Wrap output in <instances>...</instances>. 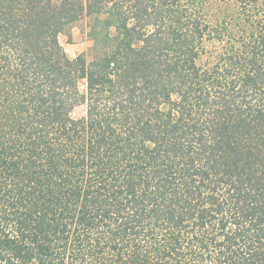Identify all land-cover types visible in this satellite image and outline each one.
<instances>
[{
    "label": "trees",
    "instance_id": "1",
    "mask_svg": "<svg viewBox=\"0 0 264 264\" xmlns=\"http://www.w3.org/2000/svg\"><path fill=\"white\" fill-rule=\"evenodd\" d=\"M0 264H264V0H0Z\"/></svg>",
    "mask_w": 264,
    "mask_h": 264
},
{
    "label": "rangeland",
    "instance_id": "2",
    "mask_svg": "<svg viewBox=\"0 0 264 264\" xmlns=\"http://www.w3.org/2000/svg\"><path fill=\"white\" fill-rule=\"evenodd\" d=\"M60 45L67 57L73 58L77 55H83L90 59L92 50V41L87 36L86 20H81L72 25L66 32L58 36ZM85 108L80 105L73 109L72 116L79 117L84 115Z\"/></svg>",
    "mask_w": 264,
    "mask_h": 264
}]
</instances>
